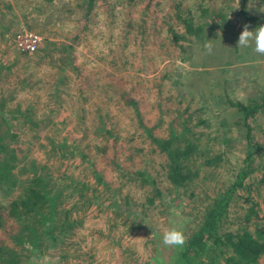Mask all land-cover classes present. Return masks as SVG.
Wrapping results in <instances>:
<instances>
[{"label":"rangeland","instance_id":"rangeland-1","mask_svg":"<svg viewBox=\"0 0 264 264\" xmlns=\"http://www.w3.org/2000/svg\"><path fill=\"white\" fill-rule=\"evenodd\" d=\"M87 1L0 0V97L7 101L6 106L30 107L40 125L34 132L30 131L26 123L22 126L20 118L10 119V128L18 131L24 153L48 163L60 177L58 182L64 178V173H67L66 177L84 176L90 185L86 195L94 194L98 199L85 212L73 210L85 218L64 251L59 244L49 245L42 253L26 254L24 251L26 264H38L45 256L54 264H181L173 258V251L179 248L162 244L163 230L173 224L184 234L193 230L199 216L197 211H202L206 200L165 193L167 196L157 200L156 207L141 217L139 208L132 201L140 203L142 184L104 162L98 150L100 138L95 137L92 130L83 137L81 147L85 157L77 154L70 158L52 156L50 147L58 148L50 140L72 142L81 136L84 130L77 121L80 111L86 109L84 116L86 121H91V128L98 120L99 112L103 120L107 118V124L118 122L123 126L122 134L128 138L124 143L132 148L131 151L120 149L122 165L139 168L143 166L144 157L160 159L147 149L144 154L135 152L133 146L148 147L150 140L145 142L140 134H136L135 121L131 123L126 114L129 111L121 114V105L116 106L113 102L106 105L111 91L125 87L132 89L147 111L148 122L161 117L160 129H165L173 110L186 108L193 112L194 118H205L208 127L204 131L217 137L214 147L224 154L223 162L215 172L226 182L240 164L245 140L239 114L225 99L261 100L264 96V56L257 54L253 47H237L245 25L238 14L242 0H153L148 13L162 16V11L166 12L174 3L180 2L196 21L204 23V35L189 44H181V55L176 44L164 40L162 30L147 31L136 39L116 24L121 21V16H109L108 22L101 20L116 3L117 12L127 8L128 4L120 7L118 0H92L91 15L84 24ZM146 2L136 3L133 12L141 10L140 5L143 7ZM246 7L249 14L258 19L249 29L255 31L264 25V4L246 0ZM97 9L101 12L99 16ZM136 16L137 13H133V17ZM144 17L149 24L148 17ZM219 19H226L227 23L218 25ZM19 30L38 33L42 38L41 47L49 44L48 56L42 58L38 50L29 52L28 56L20 53L13 42ZM208 40L214 45L210 55L203 47ZM68 45H71L68 52L73 56V63L79 67L76 73L63 63L66 54L62 46ZM95 108L100 110L96 112ZM5 117L10 118L7 114ZM250 123L254 141L264 145V107ZM225 136L231 141L221 140ZM85 141L92 142L91 146L85 147ZM110 142L114 143L115 138L107 144ZM93 159L96 167L90 168L88 162ZM258 163L264 164V161ZM93 169L98 171L103 182L98 181ZM255 172L261 178L264 167ZM16 192L4 194L0 190L1 203ZM126 194L131 202L126 206L120 200L119 204L116 199H122ZM201 195H204L203 190ZM260 197L256 201H259V212L263 213L264 199ZM73 200L65 198L63 203L70 204ZM239 203L243 208L249 205L242 199ZM173 208L179 215L171 211ZM234 210L235 206L231 205L232 216Z\"/></svg>","mask_w":264,"mask_h":264},{"label":"trees","instance_id":"trees-1","mask_svg":"<svg viewBox=\"0 0 264 264\" xmlns=\"http://www.w3.org/2000/svg\"><path fill=\"white\" fill-rule=\"evenodd\" d=\"M139 1L118 0L120 7L128 4L127 8L117 12L116 3L101 20L108 22L109 16H121V21L116 24L125 28L127 34L136 39L141 38L147 31L162 30L164 40L172 41L181 49L180 55L183 53L181 44H189L204 35V23L196 21L195 16L184 9L180 2L174 3L169 10L162 11V16H159L158 13L147 12L153 0H147L143 7L140 5L141 10L133 12V7ZM258 2L264 4V0ZM92 6V0H88L84 24L88 23ZM100 13L97 9L96 14L99 16ZM133 13H137L136 18L133 17ZM238 14L243 22L250 26L258 20L249 14L246 0L241 1ZM144 16L148 17L149 24H146ZM226 23V19L222 21L219 19L218 25L224 26ZM62 47L66 54L63 63L71 66L76 73L79 67L73 63V56L68 52L71 45ZM37 50V53H42V58L47 57L49 44ZM20 53L30 55L29 52ZM81 87L84 88L83 85ZM225 100L238 112L239 125L243 131L242 138L245 140V151L240 164L226 182L218 178L219 174L215 172L221 166L224 154L214 147L217 137L204 131L208 127L205 118L201 116L194 118L193 112L186 108L173 110V115L166 121L165 129H160L161 117L148 122L147 111L140 105L132 89L127 90L125 87L111 91L105 101L106 105L110 102L116 106L121 105L123 107L121 114L129 111L130 113L126 114L129 115L128 120L131 123L135 121L136 134H140L145 142L150 140V144L147 143L148 147L133 146L135 152L142 151L144 154V150L147 149L155 152L160 159L144 157L143 166L139 168L122 165L120 149L131 151L132 148L124 143L128 138L122 134L123 126L118 122L115 125L107 124V118L103 120L99 112L98 120L94 121L95 124L91 128L89 127L92 125L91 121H86L84 116L86 109L80 111L77 121L82 126L84 135L81 134L72 142L67 140L56 142L51 139L50 142L58 148L50 147L53 151L52 156L70 158L77 154L85 157L81 147L83 137H87L88 132L92 130V134L100 138L97 142L98 150L102 153L104 162L113 166V169L135 177L142 184L143 197L140 203L132 201L139 208L138 214L141 217L147 216L150 209L156 207V201L167 196L165 193L173 194L174 197L187 196L197 197L200 201L206 200L202 211H197L199 216L196 227L185 233L186 244L182 249L173 251L175 256L173 258L177 263L264 264V212H259V201H256L259 196L264 199V172L261 178H258L255 172L261 166L264 167V164L258 163L264 161V145L254 141L253 127L250 123V119L264 107V96L260 101L251 99L242 102L229 98ZM6 104L7 101L0 97V190L4 194L13 190L17 192L5 202L0 201V264H26L24 251L26 254L42 253L49 245L56 244L64 251L66 244L69 245L74 240L72 237L85 218H81L73 210L76 208L85 212L98 199L94 194L86 195L90 185L84 176L66 177L67 173H64V178L58 182L60 177L48 163L24 153L18 131L10 128V119L21 118L22 126L26 123L33 132L34 128L40 125L33 117L30 107L22 109L16 105L12 108ZM95 110L98 112L100 109ZM6 114L10 118H6ZM114 138L115 142L108 145V141ZM221 140L231 141L227 136ZM91 144L92 142L85 141V147ZM88 163L90 168L96 167L94 159ZM95 169L93 173L96 178L103 182V178ZM82 173L83 170L80 175ZM105 188L109 189L107 185ZM206 188L210 190L207 191ZM201 190L204 191L203 196ZM65 198L74 200L70 204H64ZM121 198L116 199L119 204L120 200L121 204L126 206L131 202L127 194ZM240 199L249 205L243 208L240 206ZM231 205L236 208L233 216Z\"/></svg>","mask_w":264,"mask_h":264},{"label":"clouds","instance_id":"clouds-1","mask_svg":"<svg viewBox=\"0 0 264 264\" xmlns=\"http://www.w3.org/2000/svg\"><path fill=\"white\" fill-rule=\"evenodd\" d=\"M249 29V24H245L243 26V30L238 37L237 47H253V50L257 54L264 56V25L259 26L255 31ZM211 41L212 40H208L203 45L206 53L209 55L212 54L214 49V45ZM171 211L175 215H179L175 208L171 209ZM186 241L187 237L185 236L184 232L174 224L172 227H168L163 230L162 244L165 247L182 249L186 244ZM38 264H54V261L50 257L45 256L38 261Z\"/></svg>","mask_w":264,"mask_h":264},{"label":"built area","instance_id":"built-area-1","mask_svg":"<svg viewBox=\"0 0 264 264\" xmlns=\"http://www.w3.org/2000/svg\"><path fill=\"white\" fill-rule=\"evenodd\" d=\"M16 48L21 52H34L42 46V38L36 32L21 30L13 37Z\"/></svg>","mask_w":264,"mask_h":264}]
</instances>
